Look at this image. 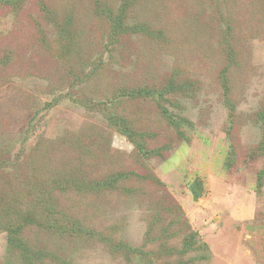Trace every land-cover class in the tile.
<instances>
[{
	"label": "rangeland",
	"instance_id": "obj_1",
	"mask_svg": "<svg viewBox=\"0 0 264 264\" xmlns=\"http://www.w3.org/2000/svg\"><path fill=\"white\" fill-rule=\"evenodd\" d=\"M124 1L140 32L97 0H0V221L47 203L39 264H264V0H99ZM22 257L0 229V264Z\"/></svg>",
	"mask_w": 264,
	"mask_h": 264
},
{
	"label": "trees",
	"instance_id": "obj_2",
	"mask_svg": "<svg viewBox=\"0 0 264 264\" xmlns=\"http://www.w3.org/2000/svg\"><path fill=\"white\" fill-rule=\"evenodd\" d=\"M97 7L102 11L106 12L111 26L113 28V33L114 34H119L121 32H126V31H131V32H140V28L137 26H124L123 22L126 18V13L128 10L129 3L127 1H124L121 6L119 7L117 12H114L112 10H108V8L101 6L99 0H97ZM172 92H187L186 91V85L184 84H178L176 83L175 80L170 81L169 85H167L166 88H164L161 91H154V90H148V89H139V90H132V91H125L123 92L125 95L129 97H136V96H150L151 93H172ZM228 101V100H227ZM229 102V101H228ZM231 103H228V106H231V110L233 109ZM162 108V107H161ZM163 114L167 117L168 120H170L171 123L176 124L177 126L180 125L182 122H188V120L184 118H177L175 119L172 114L168 112V109L162 108ZM259 120L262 122V128L264 131V111L260 113L259 115ZM109 121L114 124L118 131L122 134L127 136L137 148L144 150V145L141 144L139 139L143 137L142 134H138L136 131H134L132 128H130L126 121L122 118H119L115 115H108ZM259 152L262 156H264V133H263V138L262 141L259 145ZM124 174V173H122ZM122 174L118 175L115 178H119V176H122ZM264 178V169L260 174V181H262ZM115 183L114 180H109L104 182L106 186H112ZM262 183V182H261ZM23 198V197H22ZM24 201V200H23ZM22 201L21 203V211L19 209H14V204L12 202L7 204L6 212L5 214L7 215L6 223L4 224L3 222L0 221V229H3L4 231L7 232L8 235V241H9V248L12 251H19L20 254H22V258L25 262V264H39L41 262V257L43 256V253L40 250H36L30 245V242L26 237H24V231L25 229L30 225L35 223V215L40 214V208L42 209V216H45V209L47 203L42 202V201H37V203H30V204H24ZM45 208V209H44ZM1 210V209H0ZM48 215L44 218V221L46 222L45 224L51 228V229H56L59 231H81V225L79 222H73L70 223L71 225L64 227V225L61 224L60 220L57 218V213L54 209L48 207ZM40 214V215H41ZM2 216V215H1ZM41 217V216H40ZM187 248H190L192 245L191 242L188 243ZM115 248L119 250L120 248H127L130 250H134L125 244H116ZM115 250V249H114ZM116 250V251H117ZM45 256V255H44Z\"/></svg>",
	"mask_w": 264,
	"mask_h": 264
}]
</instances>
